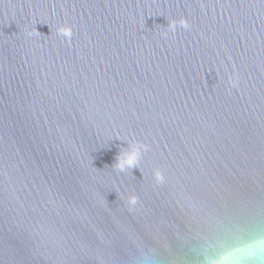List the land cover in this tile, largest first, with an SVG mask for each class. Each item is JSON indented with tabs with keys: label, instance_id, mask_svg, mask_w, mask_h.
Instances as JSON below:
<instances>
[{
	"label": "water",
	"instance_id": "water-1",
	"mask_svg": "<svg viewBox=\"0 0 264 264\" xmlns=\"http://www.w3.org/2000/svg\"><path fill=\"white\" fill-rule=\"evenodd\" d=\"M256 223L264 0H0V264H197Z\"/></svg>",
	"mask_w": 264,
	"mask_h": 264
},
{
	"label": "clouds",
	"instance_id": "clouds-1",
	"mask_svg": "<svg viewBox=\"0 0 264 264\" xmlns=\"http://www.w3.org/2000/svg\"><path fill=\"white\" fill-rule=\"evenodd\" d=\"M188 28L187 23L181 25ZM175 30V26L171 29ZM70 37L69 33H64ZM146 145L129 144L117 157L114 167L123 172L138 166L141 149ZM132 203L136 201L133 199ZM229 234L228 242L224 239H203L196 249L197 264H264V226L259 223L242 229L238 224L225 230ZM142 264H161L158 250L145 254Z\"/></svg>",
	"mask_w": 264,
	"mask_h": 264
}]
</instances>
